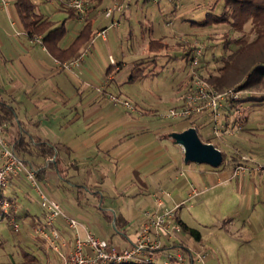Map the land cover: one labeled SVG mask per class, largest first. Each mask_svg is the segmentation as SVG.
Returning a JSON list of instances; mask_svg holds the SVG:
<instances>
[{"label":"crops","instance_id":"0c3cea01","mask_svg":"<svg viewBox=\"0 0 264 264\" xmlns=\"http://www.w3.org/2000/svg\"><path fill=\"white\" fill-rule=\"evenodd\" d=\"M31 1L43 19L52 23V28L63 25L65 33L46 44L42 43V35L28 37L14 0H0V96L16 114L7 123L8 139L16 137L21 125L30 136L54 147L60 172L47 167L41 158L30 156L31 162L44 168L43 178L39 180L43 191L87 231L119 248L128 247L136 239L144 222L143 212L153 209L158 199L168 209H175L177 222L191 227L182 219L184 207L201 210L208 201L202 195L214 185L228 183L233 169L185 163L183 149L169 135L188 127L196 128L193 125L198 120L182 122L158 113L150 102L147 86L134 88L136 83L147 81L149 72L133 83H128V79L136 63L144 60L141 66L144 67L152 59L153 54L146 50L149 40L160 39L175 49L182 47L183 38L179 40V36L184 32L191 36L184 40L195 43L201 27L191 25L195 20L184 18L180 11L191 12L199 4L185 7L187 3L182 0H157L161 8L159 16H166L164 25L171 31L165 34L156 32V27L149 24V15L141 23L142 12L133 11V0H102L89 14L92 20L89 37L75 41L85 20L68 17L70 0ZM134 1L135 5L139 2ZM115 2L129 6L122 14L113 12L105 17V11ZM94 4L95 0L90 6ZM145 4L149 0H142V5ZM171 51H162L157 58L161 59L162 54L169 57ZM151 66L147 67L149 71ZM175 70L180 74L183 67ZM185 80L181 77L177 81L173 106L182 100ZM127 85L132 86H128V91L124 90ZM109 95L129 100L138 108L130 111L110 101ZM202 141L213 143L211 138ZM244 178L243 174L238 183L242 185ZM19 183L12 179L6 191L13 200L22 191ZM192 189L200 192L189 200ZM25 196L28 202H35L29 192ZM36 203L34 212L20 207L18 211L33 235L37 225L44 226L39 198ZM55 227L63 240L70 243L72 233L66 225L57 220ZM179 240L195 251L207 246L202 239L196 241L183 230ZM31 241L45 257L48 255L41 248L40 244L44 243L40 238ZM162 245L165 249H175L166 241ZM41 259L38 258L40 262ZM54 259L56 264L61 263L55 255ZM212 260L216 259L210 251L205 263L214 264Z\"/></svg>","mask_w":264,"mask_h":264},{"label":"rangeland","instance_id":"374dc122","mask_svg":"<svg viewBox=\"0 0 264 264\" xmlns=\"http://www.w3.org/2000/svg\"><path fill=\"white\" fill-rule=\"evenodd\" d=\"M215 1L220 2L212 7V3ZM156 2L157 0H149V4L142 5V0H139L138 4L135 5L133 0L131 5L134 12L135 10L142 12L140 14L141 23L145 22L144 16L149 15V24L156 27V32L160 31L170 34V27H165L164 25L166 16H159V9L161 8ZM182 2L187 3L185 7L189 5L195 6L198 3L199 5L195 10L191 12L183 10L180 12L184 18L202 21L206 13L219 14L223 0H182ZM134 22L138 27V21L135 20ZM200 27L201 29L196 35L195 43L190 42V40H184L190 39L191 36L188 33L183 32V34H180L179 40L183 38L181 40L182 47L175 46V49H173L174 47L172 46L171 50L173 52L170 50L169 57L168 54H162L161 59L160 57L156 59L154 70L149 71V68L146 69V72H149L147 81L134 85L136 89L137 87L147 86L149 98L152 99L150 102L160 114H164L168 108L173 106L172 99L176 91L174 89L178 83L177 81L181 77L184 81L188 71L189 59L184 55L188 50L190 55H192L196 44L202 48L200 69L205 78L210 74H217L218 69L230 55L233 53L238 54L236 57L237 63L243 66L240 72L243 76L232 85L235 87L245 81L248 72L254 66L264 61V56L261 55L262 52L252 48L253 46L258 47L259 44L249 46L256 38L259 29L258 26L253 24L251 18L239 28L232 27L229 23ZM227 39L231 42L225 48L224 44ZM241 52H243L242 55L240 54ZM165 60H168V62ZM248 61L251 62L249 63ZM147 65L151 66L152 64L149 63ZM178 66L183 67L180 74H177L175 70ZM185 82H187V79ZM128 86L130 85L125 86L124 90L128 91ZM118 104L122 105L121 103ZM241 104L247 119L244 123V130L238 139L218 140L213 138L210 135V124L206 119L198 120L193 125L196 127V132L201 140L211 138L215 146L224 154L223 162L219 167H232L233 164L231 162L233 160H235L233 163L238 162L241 156L248 158L249 161H264V79L242 90ZM22 158L32 166H38L37 163L30 161L29 156L22 155ZM201 165L205 166V164ZM244 175L245 178L242 185L238 183V180H241L243 174L232 175V179L226 184L214 185L210 191L202 195V198L208 201L201 210H189L188 208L186 210V207H184L185 209L182 211V219L191 228L200 232V238L207 244V253L213 251L216 259L212 260L214 264H264V181L262 175L257 172H244ZM236 177H239V179ZM18 180L20 181L19 188L22 191L15 197L14 202L17 204L16 222L19 228L18 232H14L7 223H0V264L20 263L22 261L20 250L42 258L41 262L39 261L40 263L47 261L49 264H56L54 254L49 249L48 243L37 235L31 234L22 221V217H20L21 213H18L19 207L23 210L28 208L31 212H34L38 206V203H36L38 197H35L36 193L34 191L33 193L29 190L30 185L27 181L22 177ZM10 184L11 181L9 187ZM27 189L35 202H28L25 198V193L28 194ZM190 194H192V191ZM191 203L193 204L194 201ZM24 237H27L28 243ZM35 237L43 241L44 244L40 245L45 250V253L48 254L46 255L47 258L31 241Z\"/></svg>","mask_w":264,"mask_h":264},{"label":"built area","instance_id":"2783aa9c","mask_svg":"<svg viewBox=\"0 0 264 264\" xmlns=\"http://www.w3.org/2000/svg\"><path fill=\"white\" fill-rule=\"evenodd\" d=\"M128 6L125 2H115L104 15L110 17L113 12L122 14ZM68 7L83 19L88 8L87 0H70ZM201 55L202 48L196 44L188 61L187 82L182 100L179 105L170 107L163 116L188 123L206 119L213 138L238 139L244 130L240 119L243 115L242 89L232 86L219 90L210 84L200 69ZM109 99L114 103H121L130 111L136 110L128 100L114 95H109ZM5 129L7 124H0V223L5 222L14 232H18L17 204L5 194L10 181L22 177L38 196L42 208L44 226L37 225L33 230L34 234L48 243L60 264H205L206 245L195 251L179 240L182 228L174 218L175 209H168L162 199L157 200L153 209L143 212L144 222L137 231L136 239L128 247L119 248L87 231L81 222L61 208L55 198L43 191L37 178L38 169L17 156ZM248 161V158L241 156L232 167V175L252 171L260 173L264 181V161ZM199 192L192 189L189 200ZM57 220H61L71 231L70 243L63 240L56 229ZM163 241L169 242L175 249H165Z\"/></svg>","mask_w":264,"mask_h":264},{"label":"trees","instance_id":"16d2710c","mask_svg":"<svg viewBox=\"0 0 264 264\" xmlns=\"http://www.w3.org/2000/svg\"><path fill=\"white\" fill-rule=\"evenodd\" d=\"M92 1L94 0H87L88 8L84 15L85 23L80 34L77 36L75 41L76 40L83 41L89 37L90 34L89 31L91 29V24H92V20L89 17V14L93 10H95V8L100 4L102 0H95V4L93 6H90V3ZM218 2L220 1L213 2L212 7L218 4ZM14 6L17 15L23 25V28L26 32V35L28 37L42 35V43L46 44V42H48L49 40L55 41L64 35L65 33L64 26L61 25L57 28H52V23L50 21L43 19L42 15L37 11L36 4L33 3L31 0H14ZM67 12H68V17L70 18L77 16L74 10L70 7H68ZM250 18L253 24L258 26L259 29L257 31L256 38L249 46L254 44H259L260 47L253 46L252 48L254 50H260L262 52L261 55L264 56V0H223L221 11L219 14L206 13L202 21H191L190 24L196 27H200V26L207 27L212 24L229 23L232 27L239 28L244 22H246ZM226 41L227 42L224 44L225 48H227V46L231 42L229 41V39H227ZM171 48H172L171 46H169L167 43H165L160 39L149 40L146 46V50L149 54H153V55H152V59H148L146 63L154 64L151 70H154L156 67L155 61L158 54L162 51H169L171 50ZM59 51L63 53L66 50L65 51L59 50ZM243 52H241L240 54L242 55ZM189 55H190V51L188 50L184 56L190 59L191 55L190 56ZM237 56L238 54L236 53L230 55V57L226 59L221 65V67L218 69L217 74H210L209 76L206 77V80L219 90L226 87H230L235 82L239 81L243 76L240 74L242 70L241 68H243V66L240 65V63H237L238 61L236 58ZM142 64H145L144 60L140 61L139 63H136L128 79V83H133L147 74V72L144 71L146 70L147 68L146 66L148 65L141 67ZM262 79H264V61L254 66L248 72L245 81L241 85H239L238 88L242 90L249 88ZM15 118H16V114L14 109L0 96V124H7L12 120H14ZM240 119H242V123L244 124L247 119L244 113ZM12 145L17 156H19L23 161L24 159L22 158V155H27L29 157L35 156L45 161L47 167L54 168L58 172H60L58 168V159L56 157L54 147L51 145L49 146L45 142H42L41 140L30 136L21 125H19V130L16 137L12 139ZM223 158H224V154H223ZM233 161L231 163L233 164V166H235L237 162L233 163ZM35 168H37L39 171L37 178L38 180H41L43 178L44 168H40L38 166ZM5 196L9 200H13L11 196H7V192ZM178 223L180 224L182 230L187 235H189L196 241H200L201 239L200 232L198 230H195L187 226L185 223L181 221H179ZM20 255L22 257V261L18 264H41L37 257L30 255L29 253L23 250H20Z\"/></svg>","mask_w":264,"mask_h":264},{"label":"water","instance_id":"95a60500","mask_svg":"<svg viewBox=\"0 0 264 264\" xmlns=\"http://www.w3.org/2000/svg\"><path fill=\"white\" fill-rule=\"evenodd\" d=\"M169 137L183 149L185 163L205 164L212 168L223 162V154L213 144L203 142L193 127L181 132H172Z\"/></svg>","mask_w":264,"mask_h":264}]
</instances>
